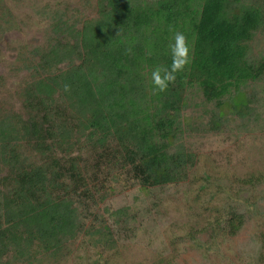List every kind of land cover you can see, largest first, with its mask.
I'll list each match as a JSON object with an SVG mask.
<instances>
[{
    "label": "trees",
    "instance_id": "16d2710c",
    "mask_svg": "<svg viewBox=\"0 0 264 264\" xmlns=\"http://www.w3.org/2000/svg\"><path fill=\"white\" fill-rule=\"evenodd\" d=\"M96 11L80 21L53 14L26 67L23 113H0V264H59L80 240L98 257L115 252L136 216L97 211L82 154L143 190L185 182L196 156L175 144L191 92L213 106L203 132L256 120L251 86L264 79V56L252 44L264 34V0H98ZM170 28L187 37L191 63L154 95L153 69L171 64ZM244 221L230 207L224 231L236 235Z\"/></svg>",
    "mask_w": 264,
    "mask_h": 264
},
{
    "label": "rangeland",
    "instance_id": "374dc122",
    "mask_svg": "<svg viewBox=\"0 0 264 264\" xmlns=\"http://www.w3.org/2000/svg\"><path fill=\"white\" fill-rule=\"evenodd\" d=\"M97 2L0 0V113H23L20 94L31 79L26 67L38 60L34 50L45 48L53 14L95 19ZM252 48L255 57L264 56V34L256 35ZM251 88L260 99L256 120L233 118L221 132L202 131L213 106L196 92L188 95V124L175 145L194 153L196 163L181 184L143 190L124 176L112 179L119 169L82 154L89 186L99 190L97 211L107 217L104 208L128 207L136 216L134 234L121 235L117 250L102 257L80 240L59 264H264V182L255 180L264 175V79ZM230 207L245 214L236 235L224 231Z\"/></svg>",
    "mask_w": 264,
    "mask_h": 264
},
{
    "label": "clouds",
    "instance_id": "9594fccd",
    "mask_svg": "<svg viewBox=\"0 0 264 264\" xmlns=\"http://www.w3.org/2000/svg\"><path fill=\"white\" fill-rule=\"evenodd\" d=\"M173 32L172 42L168 45L171 56V64L168 66L157 65L151 73V81L153 85V94L163 93L168 90L170 84L176 80V75L182 72L187 65L191 63L190 47L187 37L184 33ZM64 90L70 91V85L65 84Z\"/></svg>",
    "mask_w": 264,
    "mask_h": 264
}]
</instances>
